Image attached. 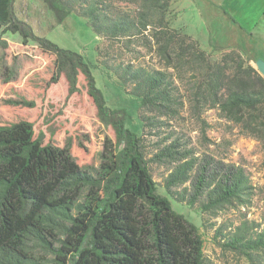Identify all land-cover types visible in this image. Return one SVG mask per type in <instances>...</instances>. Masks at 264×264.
Returning <instances> with one entry per match:
<instances>
[{
  "label": "trees",
  "instance_id": "obj_1",
  "mask_svg": "<svg viewBox=\"0 0 264 264\" xmlns=\"http://www.w3.org/2000/svg\"><path fill=\"white\" fill-rule=\"evenodd\" d=\"M42 1L57 25L72 13L88 20L103 44L100 65L140 99L143 132L137 136L126 127L125 109L106 105L81 54L36 35L16 16L14 0H0V30L18 34L24 47L34 42L48 59L34 66L27 52L11 55L13 65L0 78L7 90L0 93V264H211L198 228L157 193L151 164L166 169L163 188L172 200L206 216L203 227L213 230L221 253L264 264L263 224L245 214L216 221L223 212L248 207L256 190L250 175L199 153L172 123L189 113L205 138L202 115L209 109L235 122L259 112L264 78L258 70L233 49L215 60L172 26L168 0ZM110 51L120 54L111 57ZM143 51L155 57L156 67L140 61ZM24 64L33 69L16 81V67ZM63 85V106L86 97L97 122L111 132L97 166L79 163L73 153L87 151L85 135L58 145L53 131L46 136L29 118L44 96L59 98ZM30 243L53 258L36 257Z\"/></svg>",
  "mask_w": 264,
  "mask_h": 264
},
{
  "label": "rangeland",
  "instance_id": "obj_2",
  "mask_svg": "<svg viewBox=\"0 0 264 264\" xmlns=\"http://www.w3.org/2000/svg\"><path fill=\"white\" fill-rule=\"evenodd\" d=\"M168 12L172 16V26L182 28L177 22V12L171 4L167 3ZM14 11L19 19L29 23L38 36L44 32V37L60 48L67 49L83 56L86 63L90 66L92 75L95 79L96 87L101 90L106 105L111 109L123 108L129 115L126 127L140 136L143 132L142 123L139 120L140 99L126 93L124 86L116 76L104 66H101L97 56V48L102 46L101 39L89 27L88 20L78 17L74 13L67 16L64 21L56 25L55 18L51 11L47 9L42 0H14ZM174 13V14H173ZM182 30H184L182 28ZM185 31V30H184ZM116 49V48H115ZM232 49L217 48L209 45L206 49L211 52L215 60H219L225 52ZM235 54L243 60L246 59L239 50L233 49ZM31 54L32 65L38 66L44 64L46 59L37 49L34 42L29 41L24 47L22 40L18 35L9 32L3 33L0 30V78L5 77L8 68L12 67L11 55L20 52ZM115 51V50H114ZM112 56H119L120 51L112 52ZM145 62L152 67L157 66L154 56L143 51ZM121 56L128 59L130 56L121 53ZM123 58V59H124ZM119 60V58H116ZM14 73L15 80L22 78L27 71L33 67L24 64L16 67ZM6 86L0 88V93L7 91ZM65 96V85L62 86L61 96L44 98L39 102V106L34 110L30 119L35 121L36 130L54 132V142L61 145L66 139H74L76 135H85L88 143L87 151L74 148L73 153L81 164H99L98 153L101 151L104 136L111 134L108 129L100 125L95 118V109L86 97H72L71 100L63 106ZM44 117V118H43ZM205 120V138L199 133L201 125L189 113H182L181 119L173 123L178 130L187 132L193 140L194 146L199 153H206L225 163L242 166L250 175L256 190L248 207L238 210H229L223 212L216 219L218 223L225 220H236L241 214H245L249 220H254L264 225V106L259 112L246 115L238 122L228 121L220 116L217 109H209L203 113ZM48 125V126H46ZM83 137V139H85ZM150 171L153 180L157 185V193L165 196L170 201L171 208L183 215L189 222L194 224L203 240V253L211 264H245L244 260H235L229 254H223L214 246L211 236L213 230H205L202 219L206 217L201 214L197 206L190 208L181 205L172 200L163 188L164 178L167 171L162 166L150 165ZM214 221V220H213ZM31 249L36 257L53 258L46 255L36 244L30 243Z\"/></svg>",
  "mask_w": 264,
  "mask_h": 264
},
{
  "label": "crops",
  "instance_id": "obj_3",
  "mask_svg": "<svg viewBox=\"0 0 264 264\" xmlns=\"http://www.w3.org/2000/svg\"><path fill=\"white\" fill-rule=\"evenodd\" d=\"M171 4L180 27L203 50L209 45L239 50L255 69L256 61L264 62V0H171Z\"/></svg>",
  "mask_w": 264,
  "mask_h": 264
},
{
  "label": "water",
  "instance_id": "obj_4",
  "mask_svg": "<svg viewBox=\"0 0 264 264\" xmlns=\"http://www.w3.org/2000/svg\"><path fill=\"white\" fill-rule=\"evenodd\" d=\"M255 65L260 75L264 78V62L261 60H258L256 61Z\"/></svg>",
  "mask_w": 264,
  "mask_h": 264
}]
</instances>
